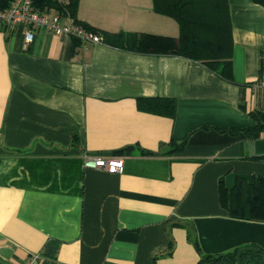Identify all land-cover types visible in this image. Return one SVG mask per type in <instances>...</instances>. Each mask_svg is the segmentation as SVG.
<instances>
[{
    "label": "crops",
    "instance_id": "0c3cea01",
    "mask_svg": "<svg viewBox=\"0 0 264 264\" xmlns=\"http://www.w3.org/2000/svg\"><path fill=\"white\" fill-rule=\"evenodd\" d=\"M228 5L233 82L181 55L73 47L40 27L25 43L23 27L0 29V247L11 249L0 264L35 252L39 264H193L188 229L203 253L264 252V221L231 217L218 200L219 180L264 176V130H228L264 109V6ZM77 17L110 32L179 33L151 0H80ZM138 96L174 97L175 115L139 110ZM171 140L183 148L139 151ZM130 145L121 172L84 165L85 153Z\"/></svg>",
    "mask_w": 264,
    "mask_h": 264
},
{
    "label": "trees",
    "instance_id": "16d2710c",
    "mask_svg": "<svg viewBox=\"0 0 264 264\" xmlns=\"http://www.w3.org/2000/svg\"><path fill=\"white\" fill-rule=\"evenodd\" d=\"M13 0H0V8L8 7ZM80 0H33L35 8L42 12L59 11L70 14L74 22L86 31L100 34L109 45L143 53L175 54L204 64L208 69L227 81H235L233 72V39L228 0H151L152 9L162 15L173 18L179 33L177 36L150 32H110L90 24L77 17ZM264 6V0H253ZM0 29H9L0 22ZM73 47L80 40L71 37ZM136 105L139 110L173 117L177 102L174 97L138 96ZM242 109L245 104H239ZM254 124L248 127H231L232 133L243 130L249 138H257L264 130V109L249 111ZM184 141L171 140L163 144L165 149L150 151L139 149L143 154L171 153L180 151ZM133 146H126L111 151L117 155L131 152ZM218 200L229 216L239 219L264 221V176L253 175L251 179L237 176L231 188H227L221 179L218 183ZM183 224V223H175ZM188 225V224H187ZM190 239L199 253V259L193 264H263L264 252L258 246L237 247L220 253H203L197 239L188 229ZM56 240L48 241L43 249L46 256L52 257L57 249Z\"/></svg>",
    "mask_w": 264,
    "mask_h": 264
},
{
    "label": "built area",
    "instance_id": "2783aa9c",
    "mask_svg": "<svg viewBox=\"0 0 264 264\" xmlns=\"http://www.w3.org/2000/svg\"><path fill=\"white\" fill-rule=\"evenodd\" d=\"M60 1L66 4L69 0ZM0 22L5 23L9 28L23 27L25 43L33 40L34 29L38 27L54 34L77 37L80 45L103 41L100 34L86 31L77 25L70 14H63L59 11L42 12L34 7L33 0H13L8 7L0 8ZM259 86L264 87V77L259 80ZM84 165L103 168L110 172H121L124 169L122 157L102 153H85ZM40 257L39 252L30 253L19 264H39Z\"/></svg>",
    "mask_w": 264,
    "mask_h": 264
},
{
    "label": "water",
    "instance_id": "95a60500",
    "mask_svg": "<svg viewBox=\"0 0 264 264\" xmlns=\"http://www.w3.org/2000/svg\"><path fill=\"white\" fill-rule=\"evenodd\" d=\"M11 252V249L7 248V247H0V254L3 257H9V253ZM236 264H239V261H236ZM263 264H264V256H263Z\"/></svg>",
    "mask_w": 264,
    "mask_h": 264
},
{
    "label": "rangeland",
    "instance_id": "374dc122",
    "mask_svg": "<svg viewBox=\"0 0 264 264\" xmlns=\"http://www.w3.org/2000/svg\"><path fill=\"white\" fill-rule=\"evenodd\" d=\"M24 41H25V35H24ZM26 42V41H25ZM32 42V41H31Z\"/></svg>",
    "mask_w": 264,
    "mask_h": 264
}]
</instances>
